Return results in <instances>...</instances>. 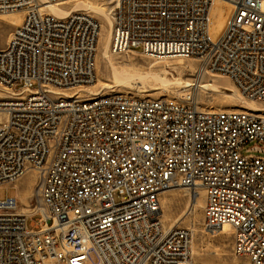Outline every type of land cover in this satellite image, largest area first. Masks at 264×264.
I'll return each mask as SVG.
<instances>
[{
  "label": "built area",
  "instance_id": "obj_1",
  "mask_svg": "<svg viewBox=\"0 0 264 264\" xmlns=\"http://www.w3.org/2000/svg\"><path fill=\"white\" fill-rule=\"evenodd\" d=\"M71 1L0 0L22 13L0 49V188L34 176L27 206L0 200V264H192L190 230L160 216L178 188L203 193L207 232L231 227L233 254L264 264V157L248 154L264 155V112L200 110L197 80L174 99L81 92L100 24L50 13ZM110 1L113 54L192 59L196 79L264 106V0Z\"/></svg>",
  "mask_w": 264,
  "mask_h": 264
},
{
  "label": "rangeland",
  "instance_id": "obj_2",
  "mask_svg": "<svg viewBox=\"0 0 264 264\" xmlns=\"http://www.w3.org/2000/svg\"><path fill=\"white\" fill-rule=\"evenodd\" d=\"M76 5H82L76 11L90 14L100 24V36L95 60L96 81L85 92L96 95L120 93L135 98L174 99L178 98L186 90V87H190L191 82L197 80L198 85L203 84L206 86L204 89H196L195 92L196 106L200 110L218 112L255 111L257 109L259 112H264L262 105L243 98L233 83L225 76L208 74L196 79L197 63L192 59L155 60L146 58L138 53L116 55L111 52L109 45L110 64L104 67V64L100 61V51L108 36V25L100 16L83 6L96 5L112 14L113 3L110 0H74L56 6V8L68 11ZM82 8H85V10ZM14 15L19 16L20 20L18 23H13L9 20ZM21 20V12L7 15L0 14V49L5 47L9 36L21 23ZM222 25L223 20L220 19L217 29L220 30ZM128 81L130 82L128 83ZM213 83L220 86H214ZM33 87H36L35 84ZM102 87L106 88L102 90ZM20 88L21 85H17L14 89L18 91ZM250 145H247L246 148ZM248 154L254 157H264L260 153L251 152ZM33 181L34 177L28 175L18 181L15 187L4 186L0 188V200L7 197H16L20 204H27L31 196ZM189 197V192L182 188L173 189L163 194L160 198V216L165 228H174L175 226V228L190 230L192 236V264H249L245 257L233 254V230L230 227H225L215 234L209 233L204 229L203 193L200 192L196 196V200L194 201L196 202V207L191 209L188 215L177 220L189 206ZM118 200V197L115 196V201L118 202ZM176 221V225L172 226ZM92 259L94 260L93 257Z\"/></svg>",
  "mask_w": 264,
  "mask_h": 264
},
{
  "label": "bare ground",
  "instance_id": "obj_3",
  "mask_svg": "<svg viewBox=\"0 0 264 264\" xmlns=\"http://www.w3.org/2000/svg\"><path fill=\"white\" fill-rule=\"evenodd\" d=\"M39 1H42V0H39ZM80 5V4H79ZM82 6V5H81ZM81 6H78V5H76V6H74L73 8H71L70 10H68V11H65V10H61V9H58V8H56V6H51L50 8H49V11H50V13H52V14H54L56 17H59V18H61V17H65V16H67V15H69L70 13H72V12H74V11H76V10H78V8H80ZM83 7H85L87 10H91L92 12H94V13H96L98 16H100V18H102L106 23H107V25H108V36H107V38H106V40H105V43L103 44V48H101V51H100V61L104 64V67H105V65H107V64H110V53H109V45H110V40H111V30H112V25H113V20H112V16H111V14L109 13V12H106L103 8H101V7H99V6H96V5H86V6H83ZM85 8H82V9H84L85 10ZM108 11V10H107ZM7 15V14H6ZM221 17H222V15L220 14L219 15V17H217V19L215 20V25H216V28H217V24H218V22L220 21V19H221ZM9 18V17H8ZM9 20H11L13 23H18V21L20 20L19 19V16L18 15H14V16H12V18H9ZM98 42H99V40H98ZM1 44V43H0ZM166 60H168V59H166ZM114 72V71H113ZM117 78V77H116ZM126 80V79H125ZM125 80H123L124 82H125ZM117 81H119V80H117ZM123 81H121V82H123ZM130 81H128V83H129ZM138 82V81H137ZM131 85V84H130ZM129 85V86H130ZM136 85V84H135ZM213 85L214 86H220V85H215L214 83H213ZM138 86V85H137ZM198 87H195L196 89H204L206 86L205 85H203V84H200V85H197ZM106 87H102L101 89L103 90V89H105ZM237 89V88H236ZM85 90H87V89H82L81 90V92H84V93H87V92H85ZM87 94H89V95H96V94H91L90 92L89 93H87ZM98 95V94H97ZM264 107V106H263ZM264 110V109H263ZM254 111V110H253ZM259 112V110H257V109H255V111L254 112ZM31 176H33V175H31ZM34 177V176H33ZM16 185V184H15ZM31 194L32 193H34V191H33V188H31ZM171 191V190H170ZM169 192V191H168ZM167 193V192H166ZM202 193V192H201ZM165 194V193H164ZM200 194V193H199ZM163 195V194H162ZM189 195H190V197H189V206L182 212V214H181V216L179 217V219H177V220H180L181 218H183L184 216H186V215H188V213L190 212V210L191 209H194L195 207H196V202H194L195 200H196V196L198 195H194L193 193H189ZM169 202V201H168ZM166 204H167V202H166ZM165 204V205H166ZM22 205V207H24V206H27L28 205V203L27 204H21ZM23 213H25L26 211H22ZM176 223H177V221L172 225V226H174V225H176ZM225 227H229V226H224L223 228H222V230L225 228ZM174 228H175V226H174ZM231 228V227H230ZM167 229H173V228H167ZM232 229V228H231Z\"/></svg>",
  "mask_w": 264,
  "mask_h": 264
}]
</instances>
